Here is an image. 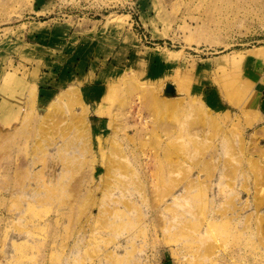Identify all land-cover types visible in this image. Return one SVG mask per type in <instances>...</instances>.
Returning a JSON list of instances; mask_svg holds the SVG:
<instances>
[{
    "label": "rangeland",
    "instance_id": "1",
    "mask_svg": "<svg viewBox=\"0 0 264 264\" xmlns=\"http://www.w3.org/2000/svg\"><path fill=\"white\" fill-rule=\"evenodd\" d=\"M39 1L0 0V264H264V0ZM67 52L98 104L40 98Z\"/></svg>",
    "mask_w": 264,
    "mask_h": 264
},
{
    "label": "crops",
    "instance_id": "2",
    "mask_svg": "<svg viewBox=\"0 0 264 264\" xmlns=\"http://www.w3.org/2000/svg\"><path fill=\"white\" fill-rule=\"evenodd\" d=\"M41 3L42 6H44L46 4V2H44L43 0L39 1ZM74 53V52H73ZM73 53L72 54H68L67 55H63L64 60L61 61L60 59H56V60H51V64L52 67H55V71L53 72V74H47L45 73V75H47L46 77L43 76H39L38 80L34 83H36V87L37 88V92L38 94H40V98L43 99L45 97H52L54 94L57 93L58 89H62L64 87H69L71 86V84L76 85V83H78V85L80 87H82V91H84V93H86L89 97L87 98V100L89 102H93L95 104H98L104 97V93L98 95L97 91L100 90L102 84L100 83L102 80H100L101 78L107 77L110 78V72H111V68L108 67H103L102 68V73H100L99 76H96L95 78L97 79V81L95 83H89V86H86L85 84V79L88 78L89 74L86 73H82L81 75H76L77 71H80L82 65L81 62L77 64V66L75 67L76 64H73ZM258 60L263 61L264 59L259 58ZM254 62L257 60H253ZM252 61V62H253ZM263 63V62H262ZM10 64V61H9ZM252 66V65H251ZM116 69V68H115ZM256 73H258V83H256L254 86L256 87V90H254V98H253V104H251L250 106V110H264V88L262 89L264 83V73L261 70H258V68L256 69ZM49 78V79H47ZM81 80V81H79ZM84 88V89H83ZM261 90V91H260ZM262 92V95H260L259 101L258 103L256 102L255 97H257L258 93ZM95 94V95H94ZM43 97V98H42ZM206 99H208V102L211 103L212 105H217L218 100L215 101V97H207ZM215 101V102H214ZM107 121H105L104 119H102L101 117H99L98 119L92 120V128H95L99 131H105L107 129Z\"/></svg>",
    "mask_w": 264,
    "mask_h": 264
},
{
    "label": "bare ground",
    "instance_id": "3",
    "mask_svg": "<svg viewBox=\"0 0 264 264\" xmlns=\"http://www.w3.org/2000/svg\"><path fill=\"white\" fill-rule=\"evenodd\" d=\"M262 54L264 55V52Z\"/></svg>",
    "mask_w": 264,
    "mask_h": 264
}]
</instances>
